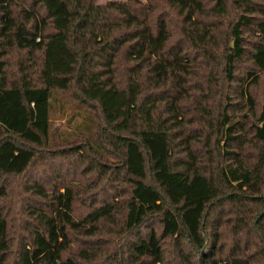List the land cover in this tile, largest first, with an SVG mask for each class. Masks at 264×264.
Masks as SVG:
<instances>
[{
  "label": "trees",
  "instance_id": "1",
  "mask_svg": "<svg viewBox=\"0 0 264 264\" xmlns=\"http://www.w3.org/2000/svg\"><path fill=\"white\" fill-rule=\"evenodd\" d=\"M263 77L264 0H0V176L97 177L0 184V264H264ZM57 92L92 135L60 138Z\"/></svg>",
  "mask_w": 264,
  "mask_h": 264
},
{
  "label": "rangeland",
  "instance_id": "2",
  "mask_svg": "<svg viewBox=\"0 0 264 264\" xmlns=\"http://www.w3.org/2000/svg\"><path fill=\"white\" fill-rule=\"evenodd\" d=\"M96 1L106 2L109 0ZM226 20L227 19H223V22ZM21 55L22 53L20 51H13L7 57L6 69L11 79L18 78V61ZM253 94L259 105L264 104V77L261 79L260 84L253 90ZM55 96L52 111V128L60 129V138L73 140L75 138H82V136L92 135L96 127L94 113L90 109L66 101L58 92ZM211 102H213V99L209 101V103ZM192 128L193 130L198 129V127ZM46 158L47 155L44 154L34 168L29 171L30 173L27 176H0V184H4L8 191L6 204L15 205L19 200H25L27 198V193L25 192V184L27 180H32L35 177L38 178L40 176L43 177L45 173L52 175L53 168L63 173L62 176L64 180L68 183H76V186L79 188L97 183V177L93 176L92 173H89L88 175L83 173L84 169H86V167H84V161L79 160L77 156L67 157L62 155L49 160H46ZM82 198H85V196ZM80 202L84 203L83 201ZM20 232L22 233V231ZM11 233H17L15 228L11 229ZM222 241L223 243H226L224 249L227 250L231 246L232 238L227 234L225 229Z\"/></svg>",
  "mask_w": 264,
  "mask_h": 264
},
{
  "label": "water",
  "instance_id": "3",
  "mask_svg": "<svg viewBox=\"0 0 264 264\" xmlns=\"http://www.w3.org/2000/svg\"><path fill=\"white\" fill-rule=\"evenodd\" d=\"M222 264V263H221Z\"/></svg>",
  "mask_w": 264,
  "mask_h": 264
}]
</instances>
